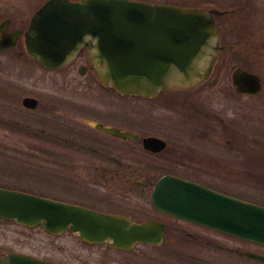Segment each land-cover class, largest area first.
I'll return each instance as SVG.
<instances>
[{"label":"flooded vegetation","instance_id":"flooded-vegetation-1","mask_svg":"<svg viewBox=\"0 0 264 264\" xmlns=\"http://www.w3.org/2000/svg\"><path fill=\"white\" fill-rule=\"evenodd\" d=\"M43 2L34 9L16 8L8 15L0 14V39L19 29L25 30L30 18ZM203 2L206 4H201ZM188 7L211 8L217 11L213 14V20L218 35V52L205 81L214 74L210 83L214 85L219 75H230V88L240 101L242 97L250 100L263 93L264 0H191ZM11 24L15 26L11 28ZM21 43H24L23 35L16 39L13 47L7 49L14 48L21 57L23 51L21 48L18 50ZM73 65L80 74L95 78L98 87L128 99L127 102H141L138 106L143 107L144 101L155 100L162 108L173 112L176 120L187 123V128L195 119L201 122V127L192 126L193 130L186 129L177 133L181 129L177 127L179 122L174 121L177 126L172 125L173 130L149 132L143 116L137 119L123 114L114 116L109 111H117L115 109L102 110L81 104L77 108L84 112L91 109L92 113H99L98 110L103 113L66 117L74 120L68 127L76 129L79 134L77 140L72 139L71 134L63 132L61 135L45 126L38 128L26 124L24 132L31 129L28 135L42 140L43 145L0 147V188L79 205L136 222L145 219L161 220L165 223V238L167 232L176 238H194L188 230L163 218L180 219L153 206L152 194L156 183L161 177L171 175L225 192L222 189L224 180L230 178L228 176L236 179V176H241L240 172L248 175L247 171H252L244 166L246 158L241 157L249 153L255 159L256 147L241 146V138H245L248 144L246 139L250 134L243 131L241 123L228 117L231 114L222 108L213 110L204 104L207 100L201 98L199 87L207 82L193 87H171L150 97L120 94L98 81L86 48L64 67ZM253 79L258 81L257 91H253ZM27 96L35 98L36 105L33 108L22 105L23 107L30 110L41 108L37 97H24ZM225 96L228 97L229 93H225ZM260 100L264 102L263 97ZM121 108L124 109L122 106ZM245 110L249 112V108L245 107ZM42 111L48 114L45 115L46 119L55 118L57 123L60 121L59 115L53 116L60 112L55 106L50 105ZM154 118L157 120L153 126L158 129L162 123L160 116ZM17 123L14 121V124ZM96 124L115 127L128 134L122 137L97 127ZM174 134L182 136L173 137ZM145 137L160 138L164 141V146L148 148L144 145ZM65 143L70 146H63ZM258 165L264 167L262 163ZM257 167L253 169L256 171ZM2 212L0 264H23L32 258L53 264H70L64 258L59 260V253L54 248H49L51 241L56 242L64 235L76 237L84 246L102 245L113 248L106 244L87 243L69 227L52 232L43 224L33 226L17 221L15 217L20 214L13 211ZM216 246L226 248L218 243ZM61 250L62 246L58 248V252ZM241 250L243 249L234 251L239 254Z\"/></svg>","mask_w":264,"mask_h":264},{"label":"water","instance_id":"water-1","mask_svg":"<svg viewBox=\"0 0 264 264\" xmlns=\"http://www.w3.org/2000/svg\"><path fill=\"white\" fill-rule=\"evenodd\" d=\"M214 13L211 8L142 0H46L24 35L28 52L44 66L61 67L87 46L92 68L104 85L121 94L148 97L170 87H193L206 79L218 52ZM21 33L17 30L3 36L0 49L15 45ZM255 80L250 82L253 91L259 86ZM22 104L33 108L36 99L24 97ZM96 126L122 137L128 134L115 127ZM144 145L163 147L164 141L145 137ZM152 203L181 219L264 244L263 205L171 175L158 180ZM2 211H13L20 214L17 221L43 224L53 232L69 227L87 242L120 249L131 250L141 242L159 245L164 238L162 221L134 222L0 188ZM240 254L264 262L262 254L249 250ZM23 264L51 263L32 258Z\"/></svg>","mask_w":264,"mask_h":264},{"label":"rangeland","instance_id":"rangeland-1","mask_svg":"<svg viewBox=\"0 0 264 264\" xmlns=\"http://www.w3.org/2000/svg\"><path fill=\"white\" fill-rule=\"evenodd\" d=\"M43 1L0 0V14L8 15L16 8L34 9ZM145 1L188 6L191 0ZM196 2H200V0H196ZM201 4L205 5L206 3ZM26 20L28 21V18ZM13 26L15 25L11 24V28ZM213 77L214 74L204 81L207 83L199 87L203 94H200L201 98L207 100L204 104L210 109L222 108L231 114L228 117L234 119L235 122H240L241 129L250 134V139H246L248 144L245 142V138H241V146L256 147L255 159H252L253 155L249 153L241 156L246 158L244 166L252 171L249 172L248 170V175L240 172L241 176H236V179L227 175L230 180H224L222 190L264 205V167L258 165L264 164V102L260 100L262 97L264 100V91L259 96L250 98V100L242 97L240 101L237 100L236 94L230 88V75H219L216 84L210 85ZM95 82L97 80L92 79L90 75L80 74L74 65L62 69H45L30 59L26 53H22L20 57L14 48L0 50V147L43 145L42 140L28 135L31 133L28 132L31 129L24 132L26 124H30L32 127L38 126V128L45 126L46 129L58 131L61 135L64 133L71 134V138L77 140L79 134L76 129L68 127V124L74 123V120L66 117L75 114L93 116L103 113L99 110V113H92L91 109L84 112L83 109L77 108L81 104L96 109L102 108V110H106V108L115 109L117 111H109L114 116L123 114L135 119L143 116L145 123L148 124L146 130L149 132L173 130L172 125H176L174 121L179 122V125L176 126L181 129L177 133L184 132L186 129L188 131L193 130L192 126L201 127V122L195 119L194 122L188 124L187 128V123L176 120L173 112L162 108L160 103L155 100L144 101L143 107H140L138 105L141 102H127L128 99L107 92V90L98 87ZM227 92L229 93L228 97L225 96ZM25 95L37 97L41 108L30 110L23 107L20 100ZM235 99L236 101H234ZM50 105L55 106L60 111L53 115L60 116L58 123L55 118H45L48 114L44 113L42 109ZM245 107L249 108L250 113L245 110ZM157 116H160L162 123L160 128L155 129L153 124L157 118L154 117ZM14 121L18 122L17 125L14 124ZM15 126L20 130L17 127L15 129ZM174 136H182V134H174ZM63 146L70 145L65 143ZM254 167H257L256 171L253 169ZM163 219L172 221V224L176 223L188 230L194 238L183 236H180L183 238H176L175 235L168 234L160 246L138 244L131 251H121L102 245L84 246L76 237L64 235L58 238L56 242L51 241L49 248H54L59 253V260L64 258L70 264H264L241 257L234 251L235 249H249L264 254L263 244L249 242L171 217ZM217 243L226 246V248H218ZM61 246L62 250L58 252V248Z\"/></svg>","mask_w":264,"mask_h":264},{"label":"trees","instance_id":"trees-1","mask_svg":"<svg viewBox=\"0 0 264 264\" xmlns=\"http://www.w3.org/2000/svg\"><path fill=\"white\" fill-rule=\"evenodd\" d=\"M18 129H19V128H18ZM18 129H17V130H18ZM19 130H20V129H19Z\"/></svg>","mask_w":264,"mask_h":264}]
</instances>
